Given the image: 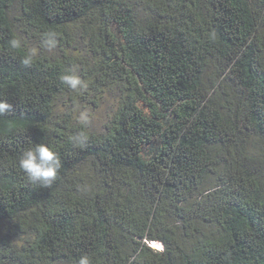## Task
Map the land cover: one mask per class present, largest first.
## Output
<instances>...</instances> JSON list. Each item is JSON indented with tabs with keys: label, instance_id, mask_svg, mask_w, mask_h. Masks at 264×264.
Masks as SVG:
<instances>
[{
	"label": "trees",
	"instance_id": "trees-1",
	"mask_svg": "<svg viewBox=\"0 0 264 264\" xmlns=\"http://www.w3.org/2000/svg\"><path fill=\"white\" fill-rule=\"evenodd\" d=\"M0 103V264H264V0H0Z\"/></svg>",
	"mask_w": 264,
	"mask_h": 264
},
{
	"label": "clouds",
	"instance_id": "clouds-1",
	"mask_svg": "<svg viewBox=\"0 0 264 264\" xmlns=\"http://www.w3.org/2000/svg\"><path fill=\"white\" fill-rule=\"evenodd\" d=\"M45 36L46 39L44 40V43L50 48L54 47L56 44L54 38L55 33H46ZM9 43L12 48H18L20 46L19 41L15 39L11 40ZM23 63L28 64L29 59H24ZM61 80L73 90L77 88L85 89L87 87V85L74 74L62 75ZM10 107L11 106L6 103H0V111ZM87 119V114L81 115L82 122L86 123ZM70 141L74 144V146L82 147L85 145L87 137L83 132H80L70 137ZM19 167L23 170L30 182L47 186L56 178L57 171L60 168V159L56 152L47 144L38 143L22 154L19 160ZM76 264H91V261L87 255H82L76 261Z\"/></svg>",
	"mask_w": 264,
	"mask_h": 264
},
{
	"label": "rangeland",
	"instance_id": "rangeland-1",
	"mask_svg": "<svg viewBox=\"0 0 264 264\" xmlns=\"http://www.w3.org/2000/svg\"><path fill=\"white\" fill-rule=\"evenodd\" d=\"M118 103V97L113 93L104 94L93 107L88 101H81L76 108V114L81 121V115L87 114L86 124L94 130H101L111 113L114 112ZM160 249V246H154Z\"/></svg>",
	"mask_w": 264,
	"mask_h": 264
},
{
	"label": "bare ground",
	"instance_id": "bare-ground-1",
	"mask_svg": "<svg viewBox=\"0 0 264 264\" xmlns=\"http://www.w3.org/2000/svg\"><path fill=\"white\" fill-rule=\"evenodd\" d=\"M153 246H157V244L153 245Z\"/></svg>",
	"mask_w": 264,
	"mask_h": 264
}]
</instances>
